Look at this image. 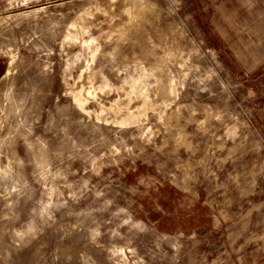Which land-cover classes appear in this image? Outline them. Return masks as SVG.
Instances as JSON below:
<instances>
[{"label": "rangeland", "instance_id": "1", "mask_svg": "<svg viewBox=\"0 0 264 264\" xmlns=\"http://www.w3.org/2000/svg\"><path fill=\"white\" fill-rule=\"evenodd\" d=\"M127 2L0 0V264H264V0ZM88 42L147 86L133 110L169 102L83 108L66 80Z\"/></svg>", "mask_w": 264, "mask_h": 264}, {"label": "bare ground", "instance_id": "2", "mask_svg": "<svg viewBox=\"0 0 264 264\" xmlns=\"http://www.w3.org/2000/svg\"><path fill=\"white\" fill-rule=\"evenodd\" d=\"M120 6L124 5L127 0H120ZM127 3H130L129 1ZM126 3V4H127ZM117 14L112 13L111 18L109 21V26L112 29H115L117 25L123 21L127 20V17L122 18L116 16ZM81 16H79L80 18ZM73 20L64 36V41H73L76 43L81 42V36L86 28V23H82L79 20ZM122 34V33H121ZM121 34L115 35V38H120ZM83 49L85 50V56L87 64L85 66V71H80L77 75L70 74L68 76L66 83L70 93L73 95L74 99L78 104H80L83 108L85 107L90 113L94 112V115L101 119L106 120L112 123H130L134 121L138 115H140L145 109V106H152L158 107L161 101L169 102L168 96H164L161 99H156L152 103H140V108L137 110H133L130 105L132 104L133 100H136L139 96L147 97V86H141L139 84V76L130 73L129 75L125 76L120 84H113L104 74H102L99 68L92 66V61L94 60L95 56L100 52L103 51V48L94 42H88L84 44ZM82 50H76L73 57H69L67 59V63L65 65V71H70L74 68L77 59L80 57ZM99 74L102 76L101 82L103 83V89L105 95H109L111 101L105 102L101 99V94L97 93H90L88 91V87L93 82L96 75ZM128 85V86H127ZM123 88L125 90V97L118 95L115 92V89ZM115 94H117L115 96ZM95 100V104L92 105V109H88L86 104L89 101Z\"/></svg>", "mask_w": 264, "mask_h": 264}]
</instances>
